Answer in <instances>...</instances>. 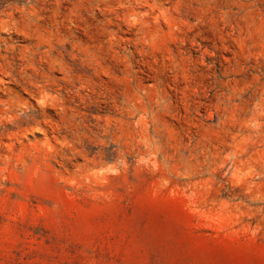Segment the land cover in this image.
Listing matches in <instances>:
<instances>
[{"label":"rangeland","instance_id":"374dc122","mask_svg":"<svg viewBox=\"0 0 264 264\" xmlns=\"http://www.w3.org/2000/svg\"><path fill=\"white\" fill-rule=\"evenodd\" d=\"M0 264H264V0H0Z\"/></svg>","mask_w":264,"mask_h":264}]
</instances>
